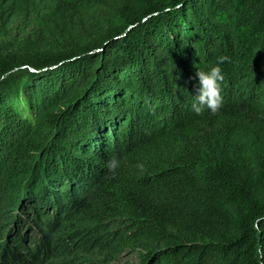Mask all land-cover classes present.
Here are the masks:
<instances>
[{"label":"trees","instance_id":"16d2710c","mask_svg":"<svg viewBox=\"0 0 264 264\" xmlns=\"http://www.w3.org/2000/svg\"><path fill=\"white\" fill-rule=\"evenodd\" d=\"M0 199V264H264V0H0Z\"/></svg>","mask_w":264,"mask_h":264},{"label":"clouds","instance_id":"9594fccd","mask_svg":"<svg viewBox=\"0 0 264 264\" xmlns=\"http://www.w3.org/2000/svg\"><path fill=\"white\" fill-rule=\"evenodd\" d=\"M196 76L198 81L195 86L196 92L192 109L196 113H200L206 106L212 112L217 111L222 103L220 82L224 79V74L221 67L216 64L205 69H198ZM109 167L115 169L118 167V162L110 161Z\"/></svg>","mask_w":264,"mask_h":264},{"label":"rangeland","instance_id":"374dc122","mask_svg":"<svg viewBox=\"0 0 264 264\" xmlns=\"http://www.w3.org/2000/svg\"><path fill=\"white\" fill-rule=\"evenodd\" d=\"M217 18L221 21H224V20H228V19H231L230 16L226 17L225 15H222V14H218L217 15ZM1 200V199H0ZM34 223V222H32ZM36 226H38L36 224ZM139 261H138V255H136L135 253L133 252H125L121 257L120 259L117 260V264H137Z\"/></svg>","mask_w":264,"mask_h":264},{"label":"bare ground","instance_id":"6f19581e","mask_svg":"<svg viewBox=\"0 0 264 264\" xmlns=\"http://www.w3.org/2000/svg\"><path fill=\"white\" fill-rule=\"evenodd\" d=\"M137 253V252H136Z\"/></svg>","mask_w":264,"mask_h":264}]
</instances>
